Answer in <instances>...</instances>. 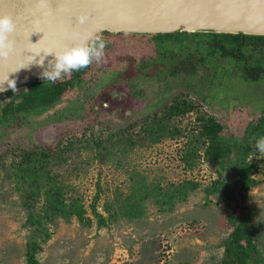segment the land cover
<instances>
[{"label": "rangeland", "instance_id": "rangeland-1", "mask_svg": "<svg viewBox=\"0 0 264 264\" xmlns=\"http://www.w3.org/2000/svg\"><path fill=\"white\" fill-rule=\"evenodd\" d=\"M103 37L109 41L106 54L119 59L116 60L117 81L122 85L137 81L144 90L140 103L154 104L129 118L112 113L84 114L90 105L77 111L78 97L72 92L68 100L55 107L32 112L11 125L0 124V148L8 147L13 141L28 143L34 140L45 146L62 139L61 146L69 145V148L49 157L62 158L60 163L51 160V169L68 178L67 181L84 196L88 207L98 194L96 205L106 214L105 202L129 194L134 174L136 179L143 175L149 183L170 188L185 181L199 185L171 212L162 211L149 199L147 213L142 218L120 217L101 228L96 219L88 226L77 219L72 222L59 220L53 237L39 254L42 264H222L224 247L220 242L228 237L231 226L224 215L223 196L218 193L206 196L205 188L217 173L215 167L203 159V147L194 152L197 141L190 142L191 134L198 116L206 114L232 122L236 126L235 133L243 138L248 126L264 117V81L246 84L243 80L234 82L230 77L215 79L205 69L189 78L169 73H162L159 78L144 75L146 71H141L135 79L120 78L118 75L132 59L137 64L148 51L143 53L142 47H133L140 40L132 34ZM104 77L107 76L101 74L100 80ZM210 79L215 82L222 79V88L227 90L222 95L210 97ZM97 81L98 75L91 76L79 96L94 98L97 91L93 86ZM206 94L208 98L204 99ZM177 97L195 105V109L175 116L170 122V127L180 130L179 135L165 136L158 143H151L146 137L130 149L119 144L125 142L123 132L133 136L146 125H153V121L167 126V105ZM250 138L256 136L251 134ZM99 142L108 147L105 152ZM253 157L258 160L256 175L260 181L249 191L247 204L259 222L256 240L264 254V157L259 156L255 146ZM186 158L189 161H185ZM15 163L12 157L6 160V169L0 166V264L26 263L30 227L26 225L27 209L12 172Z\"/></svg>", "mask_w": 264, "mask_h": 264}, {"label": "trees", "instance_id": "trees-1", "mask_svg": "<svg viewBox=\"0 0 264 264\" xmlns=\"http://www.w3.org/2000/svg\"><path fill=\"white\" fill-rule=\"evenodd\" d=\"M132 35L138 36L140 40L133 47H142L143 53L148 51L140 59L158 60L160 64L165 65V73L170 75H183L189 78L199 74L200 69H205V72L215 79L230 77L234 82L243 80L246 84L264 81V35L187 31ZM112 59L117 57H110L105 53L103 62L93 63L77 72V79L101 74L107 77L114 75ZM222 79L217 82L210 79L212 83L210 97L222 95L227 90L222 88L224 83ZM235 87L236 85L232 86ZM45 88L48 87L43 86L36 91V85L32 83L29 91L20 100L9 101L0 106V124L11 125L32 112L38 113L49 109L55 98L53 95L50 97L49 91ZM83 91L81 85L73 86L72 92L77 96ZM207 95H203V98L207 99ZM167 109V126L161 125L160 121H153V125H148L133 136L130 132H123L126 139L119 144H124L130 149L140 139L146 137H149L151 143H158L165 136L176 137L180 130L175 126L170 127V122L175 116L195 109V105L177 97L172 104L167 105ZM263 119L264 117L260 122L250 124L246 134L240 138L235 133L236 126L232 122H223L216 115L203 114L197 118L195 134L193 131L191 134L190 142L197 141L193 148L194 152L203 147V159L212 164L217 173V177L205 188L206 196L216 193L223 196L224 215L231 226L228 237L220 242L224 247L222 264H264V254L256 240L259 222L247 204L249 191L260 181L256 175L259 172V165L258 160L253 157V144L257 138L264 136ZM251 134L256 138L251 139ZM102 144L105 152L108 147ZM61 145L62 139L54 145L45 146L31 140L28 143L13 141L8 147L0 148L2 168L6 169L8 158L16 159L12 172L16 189L27 209L26 225L30 227V234L26 242L25 264H42L39 254L53 237L59 220L72 222L77 219L81 224L88 226L96 219L98 228H101L109 226L120 217L130 220L142 218L147 213L146 201L149 199H152L162 211L171 212L175 210L177 204L186 201L190 192L199 185L194 181H185L170 188L159 183H149L143 175L136 179L134 174L131 176L132 189L129 194H121L115 201L105 202L106 214L96 205L99 201L98 194L88 207L84 196L67 181L68 178L61 177L51 169V160L60 163L62 158L49 157L69 148V145ZM185 161L189 160L186 158Z\"/></svg>", "mask_w": 264, "mask_h": 264}, {"label": "water", "instance_id": "water-1", "mask_svg": "<svg viewBox=\"0 0 264 264\" xmlns=\"http://www.w3.org/2000/svg\"><path fill=\"white\" fill-rule=\"evenodd\" d=\"M4 14L17 25L16 52L7 62L0 58V80L8 76L16 88L0 84V106L20 100L32 83L50 84L41 78L54 59L49 52L71 47L78 34L264 35V0H0ZM80 15L87 16L84 24Z\"/></svg>", "mask_w": 264, "mask_h": 264}, {"label": "flooded vegetation", "instance_id": "flooded-vegetation-1", "mask_svg": "<svg viewBox=\"0 0 264 264\" xmlns=\"http://www.w3.org/2000/svg\"><path fill=\"white\" fill-rule=\"evenodd\" d=\"M105 36L109 37H118V36H125L123 33L119 34H112L109 32L102 33ZM108 49H105V53ZM116 60L119 59H112L111 63H113V71L115 72L114 75L104 77L103 80H100V75H98V81L97 84H95L93 87L96 89L97 93L96 96L89 100L88 96H77L78 103H76L78 106L76 107L77 111H83L85 110L86 106L90 105L88 111L84 114H93V115H102V114H121L122 116H125L126 118L133 116L141 109H144L146 107H151L154 103H144L143 105L140 103V99L144 93V90L141 88V86L138 84L137 81H132L128 84L122 85L119 83L116 79L117 71H116ZM153 69V71H151ZM141 71H146L144 75H155L159 78H161V74L165 73L166 68L164 64H160L158 60H152L150 58H147L145 60H140L135 64V61H130L128 64V67L122 71L118 77L120 78H132L135 79L138 74ZM158 75H157V74ZM91 77V76H90ZM90 77H79L77 79V72L75 74L73 73L70 78H66L64 80L58 81L56 83H50V84H43L40 82H36V91L39 90L41 87L46 86L48 88L47 91H49L50 97L53 95L55 98L52 102V105L49 107H55L59 105L60 103L68 100L71 96L70 93L73 91V86H79L81 87L86 86L88 82L90 81ZM81 83V84H79ZM42 85V86H41ZM124 87L126 89H124ZM127 90V91H126ZM57 97V98H56ZM145 102V100H143ZM147 104H149L147 106ZM159 111V112H158ZM160 109L157 110V113H160ZM155 112L154 115L157 113ZM70 113V112H69ZM147 123V122H146ZM147 125L145 126V128Z\"/></svg>", "mask_w": 264, "mask_h": 264}, {"label": "clouds", "instance_id": "clouds-1", "mask_svg": "<svg viewBox=\"0 0 264 264\" xmlns=\"http://www.w3.org/2000/svg\"><path fill=\"white\" fill-rule=\"evenodd\" d=\"M79 24L87 21L86 15L77 17ZM17 25L9 15H0V58L7 62L9 57L16 52L15 33ZM109 41L102 34L91 32L78 34V40L71 47L53 50L54 59L49 60L48 66L42 71L41 78L51 83L70 78L74 72H79L93 63L99 64L105 60V49ZM37 44V43H36ZM43 64V62H40ZM24 67V66H22ZM21 68V67H19ZM18 68V69H19ZM7 81V85L15 90V80H0V84ZM255 149L260 157H264V136H260L255 141ZM251 157L249 163H251Z\"/></svg>", "mask_w": 264, "mask_h": 264}]
</instances>
